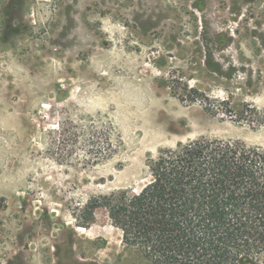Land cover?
Returning <instances> with one entry per match:
<instances>
[{
    "label": "rangeland",
    "instance_id": "obj_1",
    "mask_svg": "<svg viewBox=\"0 0 264 264\" xmlns=\"http://www.w3.org/2000/svg\"><path fill=\"white\" fill-rule=\"evenodd\" d=\"M200 138L264 149V0H0V264H152L87 205Z\"/></svg>",
    "mask_w": 264,
    "mask_h": 264
},
{
    "label": "trees",
    "instance_id": "obj_2",
    "mask_svg": "<svg viewBox=\"0 0 264 264\" xmlns=\"http://www.w3.org/2000/svg\"><path fill=\"white\" fill-rule=\"evenodd\" d=\"M150 169L138 193L90 200L91 216L106 209L124 245L152 264L264 263L263 148L200 138Z\"/></svg>",
    "mask_w": 264,
    "mask_h": 264
}]
</instances>
